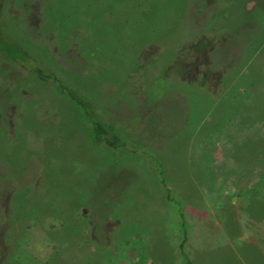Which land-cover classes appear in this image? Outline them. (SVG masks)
Listing matches in <instances>:
<instances>
[{"label": "rangeland", "instance_id": "1", "mask_svg": "<svg viewBox=\"0 0 264 264\" xmlns=\"http://www.w3.org/2000/svg\"><path fill=\"white\" fill-rule=\"evenodd\" d=\"M0 264H264V0H0Z\"/></svg>", "mask_w": 264, "mask_h": 264}, {"label": "trees", "instance_id": "2", "mask_svg": "<svg viewBox=\"0 0 264 264\" xmlns=\"http://www.w3.org/2000/svg\"><path fill=\"white\" fill-rule=\"evenodd\" d=\"M16 57V56H15ZM26 59V57L21 56V60ZM31 70L36 75L37 78L44 81H50L55 85L57 90L66 95L72 101H74L83 110L86 119L89 122L92 136L96 142L105 145L110 148H118L123 146V142L119 137L107 129L104 124H102L95 116L93 111V106H90L87 101H84L81 96L73 89L70 85L66 84L62 79L53 73L45 71L41 67H32Z\"/></svg>", "mask_w": 264, "mask_h": 264}]
</instances>
